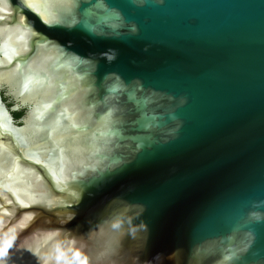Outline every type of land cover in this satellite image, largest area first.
Here are the masks:
<instances>
[{"label":"water","instance_id":"95a60500","mask_svg":"<svg viewBox=\"0 0 264 264\" xmlns=\"http://www.w3.org/2000/svg\"><path fill=\"white\" fill-rule=\"evenodd\" d=\"M0 264H264V0H0Z\"/></svg>","mask_w":264,"mask_h":264},{"label":"flooded vegetation","instance_id":"af4514ba","mask_svg":"<svg viewBox=\"0 0 264 264\" xmlns=\"http://www.w3.org/2000/svg\"><path fill=\"white\" fill-rule=\"evenodd\" d=\"M1 94H2V98L3 101L5 102L6 106L8 107L10 113L14 116L15 120L17 121L18 119H16L15 117V112L16 111H22L25 110L26 112V107L21 105L16 98L11 94L10 90L7 87H3L1 89ZM17 109H15V107H17Z\"/></svg>","mask_w":264,"mask_h":264},{"label":"trees","instance_id":"16d2710c","mask_svg":"<svg viewBox=\"0 0 264 264\" xmlns=\"http://www.w3.org/2000/svg\"><path fill=\"white\" fill-rule=\"evenodd\" d=\"M25 113V110H22V111H16L15 112V117L16 119H18L19 117H21L22 115H24Z\"/></svg>","mask_w":264,"mask_h":264}]
</instances>
